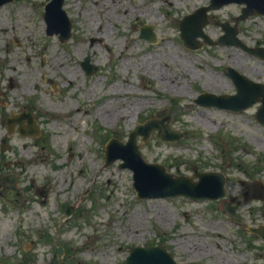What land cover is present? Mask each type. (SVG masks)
<instances>
[{
	"label": "rangeland",
	"instance_id": "rangeland-1",
	"mask_svg": "<svg viewBox=\"0 0 264 264\" xmlns=\"http://www.w3.org/2000/svg\"><path fill=\"white\" fill-rule=\"evenodd\" d=\"M47 3L0 7V147L7 149L0 150V264L62 258L63 264H123L132 248L149 245L162 246L180 264H264V240L250 232L264 225L262 204L229 201L246 173L264 180L259 105L232 114L195 104L203 92L235 93L226 67L264 84V62L232 46H183L179 23L210 0H67L74 35L64 44L46 34ZM241 9L229 4L211 12L206 34L219 40L223 31L215 22L233 25ZM143 25H153L157 43L140 38ZM240 26V39L264 47L263 16ZM87 54L98 67L91 76L81 67ZM55 55L63 64L47 72ZM11 111L33 114L40 136H20L18 127L8 135ZM154 118L184 138L164 143L157 131L145 143L139 138L144 158L175 174L223 172L226 199L142 201L131 171L121 170L120 161L104 166L107 140L126 142ZM69 205L75 214L63 221Z\"/></svg>",
	"mask_w": 264,
	"mask_h": 264
},
{
	"label": "water",
	"instance_id": "water-1",
	"mask_svg": "<svg viewBox=\"0 0 264 264\" xmlns=\"http://www.w3.org/2000/svg\"><path fill=\"white\" fill-rule=\"evenodd\" d=\"M10 0H1L0 6ZM231 2L247 4L248 8L243 9L242 16L237 18L235 21L238 24L241 20H245L253 14L262 15L264 14V0H230ZM64 0H54L52 4L49 5V8L60 9ZM229 2V1H228ZM227 2V3H228ZM214 7L201 9L195 13L194 16L188 17L186 19L187 23H191V20L195 19L196 16L201 15L203 20L196 26V29H190L184 23L181 24L182 29V39L185 42V45L191 49H197L199 45H195L193 41L197 36L202 37L207 41H210L203 33V27L207 24L206 22V12ZM59 13V12H58ZM189 23V25H190ZM188 25V26H189ZM225 31L228 33L231 32L230 27L224 26ZM149 32V36L146 33ZM233 36V34H232ZM143 37L147 38L149 41H155L156 37L152 31V27L145 29ZM228 44H239L233 36V39L227 42ZM89 61V59H87ZM229 75L233 77L234 81L237 84L239 95L233 96L232 98L228 97H201L198 103L203 105L215 104L220 107L230 106L232 109H244V107L252 106L255 101H258L260 97V90H257L259 87L254 84V86L247 84L243 79L240 78L238 74L234 71L229 72ZM254 90V91H252ZM264 103V98L261 100ZM258 119L264 124V107L260 110L258 114ZM157 128L160 130V135L158 137L163 141L173 140L174 133H172L168 128L167 130L159 126L158 121H152L147 123L144 127L140 128V132L137 131L133 133L132 138L128 145L123 143H118L116 140L111 141L109 151L107 152V162L111 164L114 160L120 158H113L112 151L118 148L126 151V155H123L121 158L125 160L123 164L124 167H128L134 171V187L138 191L139 198H157L158 196H179L181 194L194 197V198H219L224 196V177L213 174H199L197 173L196 177H199L201 180L198 183L193 182V178L180 177L174 179L172 175H165L164 168L160 165H150L144 162L142 155L139 152V147L136 143V136L139 134H145L149 136L151 130ZM172 186L171 190L167 189V186ZM246 188L249 189L245 197H237L232 201L235 203H240L241 201H248L252 199H263L264 200V185L261 182L247 183L245 184ZM264 236V231L261 232ZM130 256L125 261L124 264H176L173 256L167 253L162 247H138L130 251Z\"/></svg>",
	"mask_w": 264,
	"mask_h": 264
},
{
	"label": "bare ground",
	"instance_id": "bare-ground-1",
	"mask_svg": "<svg viewBox=\"0 0 264 264\" xmlns=\"http://www.w3.org/2000/svg\"><path fill=\"white\" fill-rule=\"evenodd\" d=\"M90 20H91V18H90ZM91 30H92V28H91ZM102 40V39H101ZM56 56V55H55ZM56 57H58L57 59H55L52 63H53V65H52V69H49V70H47V72H51L52 70H54V71H58L59 70V68H60V65L61 64H63V56L62 55H57ZM28 59V58H27ZM29 60H31V58L29 57V59H28V61ZM53 66L55 67V68H53ZM11 67V69L12 70H14L13 68H14V65H10L9 66V68ZM165 75V74H164ZM164 75H162V77H164ZM49 76V75H48ZM11 80H13L16 84H19V83H21L19 80H17L16 79V77H15V75H11ZM22 85V91H24V93H26V92H28L27 91V89H29L30 88V83H28V82H26V84H24V83H22L21 84Z\"/></svg>",
	"mask_w": 264,
	"mask_h": 264
}]
</instances>
